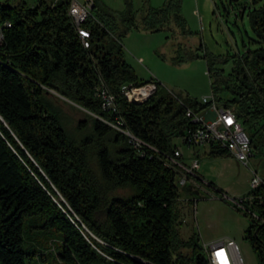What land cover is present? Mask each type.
Segmentation results:
<instances>
[{
	"label": "trees",
	"instance_id": "1",
	"mask_svg": "<svg viewBox=\"0 0 264 264\" xmlns=\"http://www.w3.org/2000/svg\"><path fill=\"white\" fill-rule=\"evenodd\" d=\"M53 1L0 0V264L26 263L24 227L31 216L62 234L65 264H208L200 237L180 234L181 171L169 159L176 141L188 146L200 127L187 111L204 114L214 103L232 110L252 150L264 148V4L248 14L257 47L231 60L203 43L196 50L177 45L178 63L205 52L214 100L204 104L140 80L120 43L132 30L192 36L180 0L149 7L140 19L130 0L123 13L95 0L84 23L89 48L68 1ZM149 82L157 91L142 104L121 95L125 84ZM103 86L117 96V111L103 109ZM51 91L87 111L78 131L67 127ZM124 131L145 145L136 148ZM206 154L231 157L215 144ZM246 197H253L247 204L259 219L234 207L251 219L245 239L264 264V183Z\"/></svg>",
	"mask_w": 264,
	"mask_h": 264
},
{
	"label": "rangeland",
	"instance_id": "2",
	"mask_svg": "<svg viewBox=\"0 0 264 264\" xmlns=\"http://www.w3.org/2000/svg\"><path fill=\"white\" fill-rule=\"evenodd\" d=\"M13 3L22 0H12ZM36 4L39 0H24ZM109 9L123 13L127 9L126 0H101ZM168 0H130L131 8L140 19L149 7L162 8ZM181 13L192 36L174 34L167 31L145 32L132 30L120 38L126 61L131 65L140 80L151 79L174 95L190 97L202 101L212 97V79L208 74V62L201 58L184 63L176 62L177 45L196 50L200 44L215 56L230 60L248 49L257 47L250 22L249 11L264 4V0L253 4L252 0H180ZM186 54V53H185ZM184 54V56H185ZM231 63L225 66L228 71ZM60 99H52L61 110L67 127L78 131L79 124L87 119V111L68 99L51 91ZM69 104V105H68ZM73 106V107H71ZM80 109V110H79ZM213 114V110H207ZM176 144L183 152V162L189 168L194 161L199 162L196 170L198 178L188 181L183 187L180 200L179 231L186 240L191 235L200 237L202 245L221 241H232L238 247L245 264H263L253 251L245 231L251 223L249 217L237 211L233 199H242L251 191V183L256 173L264 181V148L253 150L249 165L245 166L233 157H209L208 149L188 147L182 141ZM213 183L223 195L224 200L209 186ZM226 199V200H225ZM38 216L26 218L24 227L25 264H65L61 259L64 253L61 233L46 230Z\"/></svg>",
	"mask_w": 264,
	"mask_h": 264
},
{
	"label": "built area",
	"instance_id": "3",
	"mask_svg": "<svg viewBox=\"0 0 264 264\" xmlns=\"http://www.w3.org/2000/svg\"><path fill=\"white\" fill-rule=\"evenodd\" d=\"M62 0H54L53 3ZM68 1V15L74 25V28L85 48L90 47L91 31L84 26V23L93 17V9L95 7V0H67ZM2 34L0 30V41ZM157 91V84L149 82L142 86H135L133 84H125L121 88V95H123L129 102L144 103L148 101ZM98 97L104 110L117 111V96L113 94L105 86L99 89ZM211 98H204L201 102H213ZM213 114L207 113L195 114L191 110L187 111V116L192 119L194 123L200 124V127L191 132L187 137L188 147L208 149L211 145H219L233 158L237 159L243 165H249V159L253 156L251 149V140L248 133L243 129L241 123L236 118L235 114L230 109L217 106L214 103L211 108ZM116 127V125H114ZM124 133L130 138V142L136 148H141L145 144L132 135L128 131ZM183 158L182 149L176 150L175 155L169 159L170 163L181 171L179 185L185 187L188 181H193V178L199 177L196 170L199 169V162L194 161L191 167H187L181 160ZM264 181L254 174L251 187L256 189ZM215 195V194H214ZM226 195L221 199L224 200ZM253 197H244L242 199H233V204L238 209L250 214L251 216L259 217L251 211L248 201ZM226 200V199H225ZM205 256L213 258L214 264H245L241 253L236 244L232 241H221L213 244L203 245Z\"/></svg>",
	"mask_w": 264,
	"mask_h": 264
},
{
	"label": "bare ground",
	"instance_id": "4",
	"mask_svg": "<svg viewBox=\"0 0 264 264\" xmlns=\"http://www.w3.org/2000/svg\"><path fill=\"white\" fill-rule=\"evenodd\" d=\"M206 259H207L208 264H214L213 258H208V256H206Z\"/></svg>",
	"mask_w": 264,
	"mask_h": 264
},
{
	"label": "water",
	"instance_id": "5",
	"mask_svg": "<svg viewBox=\"0 0 264 264\" xmlns=\"http://www.w3.org/2000/svg\"><path fill=\"white\" fill-rule=\"evenodd\" d=\"M134 103H136V104H142V103H138V102H134Z\"/></svg>",
	"mask_w": 264,
	"mask_h": 264
}]
</instances>
